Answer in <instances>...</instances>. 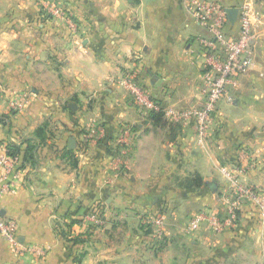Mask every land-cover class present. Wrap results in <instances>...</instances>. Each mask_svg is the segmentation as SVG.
Masks as SVG:
<instances>
[{"label": "crops", "instance_id": "1", "mask_svg": "<svg viewBox=\"0 0 264 264\" xmlns=\"http://www.w3.org/2000/svg\"><path fill=\"white\" fill-rule=\"evenodd\" d=\"M220 1L249 5L253 64L198 141L194 122L173 117L202 100L209 34L189 0H0V142L22 161L0 196L17 237L0 235V264H264V0ZM58 3L65 18L44 6ZM128 72L159 115L134 104ZM228 166L261 201L235 226L191 228L204 210L227 216ZM92 211L100 224L86 221ZM148 214L163 217L161 237L142 228Z\"/></svg>", "mask_w": 264, "mask_h": 264}, {"label": "built area", "instance_id": "2", "mask_svg": "<svg viewBox=\"0 0 264 264\" xmlns=\"http://www.w3.org/2000/svg\"><path fill=\"white\" fill-rule=\"evenodd\" d=\"M52 18H65L64 8L58 4L44 5ZM189 10L196 21L208 32V36L199 38L198 56L201 60L202 89L201 102L190 106L187 110L173 114L175 121L194 122L195 133L198 141H202L208 132L221 100H230L229 90L236 81L235 79L245 74L252 66L251 56L254 33L250 21V7L244 4L238 10L237 28L229 32V20L220 0H189ZM121 83L129 91L134 104L144 113L159 112L161 106L153 100V97L138 84L136 74L126 73ZM20 105H14L18 109ZM128 131H123L118 141L127 145ZM242 157L244 152L240 153ZM19 158L9 155L7 145L0 142V196L6 195L13 190V181L19 173ZM238 167H223L221 172L228 180L232 198L226 217L220 218L215 213L204 210L191 218L189 226L197 227L203 219L215 231H221L227 225L235 226L238 222V213L241 207L248 202L259 203L261 201L260 190L251 185H245L238 179ZM86 221L93 225L101 223L98 214L92 211L86 217ZM153 225L156 237L163 233L164 221L162 216L153 217L147 221ZM0 235L10 243H16V228L13 221L4 219L0 215Z\"/></svg>", "mask_w": 264, "mask_h": 264}, {"label": "trees", "instance_id": "3", "mask_svg": "<svg viewBox=\"0 0 264 264\" xmlns=\"http://www.w3.org/2000/svg\"><path fill=\"white\" fill-rule=\"evenodd\" d=\"M160 113H161V111H159V112L153 111V112H149L148 114L149 115H153V114L159 115ZM2 121H3V118L0 117V122H2ZM7 150H8L9 155L17 156L19 158L20 165L18 167L22 166V161H21L20 156H19V146L12 144V143H9V144H7Z\"/></svg>", "mask_w": 264, "mask_h": 264}, {"label": "water", "instance_id": "4", "mask_svg": "<svg viewBox=\"0 0 264 264\" xmlns=\"http://www.w3.org/2000/svg\"><path fill=\"white\" fill-rule=\"evenodd\" d=\"M225 11H226L229 22L234 23L237 18L238 9L237 8H227ZM69 146L70 147L73 146V139L69 140Z\"/></svg>", "mask_w": 264, "mask_h": 264}, {"label": "rangeland", "instance_id": "5", "mask_svg": "<svg viewBox=\"0 0 264 264\" xmlns=\"http://www.w3.org/2000/svg\"><path fill=\"white\" fill-rule=\"evenodd\" d=\"M60 5H61V3H60ZM62 5H64L63 4V2H62ZM61 5V6H62ZM63 7V6H62ZM129 146H128V148L129 149H131V147L133 146V144H132V142L130 143V144H128ZM152 216H150V214H148V215H146V217H142V219H144V223H143V226H142V228H144L145 230L149 227L150 228V230H151V234H153V225H151V224H149V223H147V221H149L150 219H153V214H151ZM149 225V226H148Z\"/></svg>", "mask_w": 264, "mask_h": 264}]
</instances>
